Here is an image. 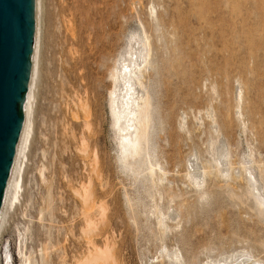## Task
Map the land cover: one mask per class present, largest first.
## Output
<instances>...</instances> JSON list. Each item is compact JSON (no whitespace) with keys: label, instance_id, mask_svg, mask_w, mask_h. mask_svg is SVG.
<instances>
[{"label":"rangeland","instance_id":"rangeland-1","mask_svg":"<svg viewBox=\"0 0 264 264\" xmlns=\"http://www.w3.org/2000/svg\"><path fill=\"white\" fill-rule=\"evenodd\" d=\"M37 3L39 82L0 264H264L250 187L264 193V0ZM132 41L148 54L139 166L121 159L109 113Z\"/></svg>","mask_w":264,"mask_h":264},{"label":"bare ground","instance_id":"bare-ground-1","mask_svg":"<svg viewBox=\"0 0 264 264\" xmlns=\"http://www.w3.org/2000/svg\"><path fill=\"white\" fill-rule=\"evenodd\" d=\"M38 9H39L38 3L36 6V0H34V15H35L34 41H33L32 63H31V69H30V75H29L28 88H27V92L25 95L24 103H23L24 122L22 125V130H21V134L18 140L16 151L14 154V160H13V164L11 167L10 175L8 177V182H7L6 190H5L4 197H3L2 207L0 210V232L5 223V219H6L5 216H6L7 210L11 208V206L13 205L14 201L17 199V196H18V191L20 189V171H21V167L23 164V159H25V151L27 150L30 132L32 128V120H31L32 106L35 100V89L37 86L36 83H37V80L39 79V72L37 68L38 64L36 63V60H37L36 55H37V49H38L37 48L38 46L37 37H38V32H39L38 31L39 27L37 26L38 25V22H37ZM147 55L148 54L144 48L143 43H139L135 41H132L130 43L129 47L124 52L123 57L120 59L117 66L114 68L113 75H112V88H111L110 95H109V113H110L111 127L113 130L114 138L117 143V147L119 148L121 159H124L127 162L129 161L131 164H135L137 166H139L141 163H144L143 161L146 160V156H147L146 154H147V142H148L147 135L148 134H147L146 118H147L148 103L146 100L147 95L142 90L143 88L141 86L142 82L139 81L140 79L138 78L141 69L144 67L146 63ZM225 154L226 153H224V151H222V148H221L219 151H217L216 155H218V159L221 160ZM218 159L217 161H219ZM133 168L135 167L133 166ZM224 171H221V173ZM200 175L201 174H198L196 177H194L193 180L195 184L200 183L199 181H201L200 178L202 176ZM250 187L253 189V191H255L254 197L258 199L259 203L261 202L264 203V193L263 192L261 193L260 187L257 185V183L252 182ZM103 214L104 213H102V215ZM86 219L87 217H85V221L89 220V219L87 220ZM158 220H159V224L164 225V222L161 223L160 221L162 220V218ZM86 225L87 227H89L91 224L89 225L88 223ZM75 227L76 226L74 225L73 227H70V228L71 230H73ZM71 240L72 239L70 238L69 239L70 244H72ZM70 244H68V246H70ZM73 244L74 246L76 245L75 243ZM73 244H72V247H73ZM45 249L46 248H44V250ZM63 249L67 251V247H63ZM45 253H47L46 250H45ZM175 254H173L174 257H175ZM47 255L48 254H46V256ZM83 257L84 259L82 260ZM83 257L81 258L80 262H78V264H98L99 262H105L102 259L99 260L100 258L94 261V259L97 257H89V256H83ZM239 257H236V259L232 257L234 260L231 258L228 260L223 259L224 261L222 260L221 261L223 264H260L258 262L251 260L250 257L248 256L242 257V259L241 257L240 259H238ZM50 260H51L50 262L53 263L52 259ZM64 262H65L64 259H62V264ZM24 264H28V263L25 262Z\"/></svg>","mask_w":264,"mask_h":264},{"label":"water","instance_id":"water-1","mask_svg":"<svg viewBox=\"0 0 264 264\" xmlns=\"http://www.w3.org/2000/svg\"><path fill=\"white\" fill-rule=\"evenodd\" d=\"M34 28V0H0V210L24 122Z\"/></svg>","mask_w":264,"mask_h":264}]
</instances>
